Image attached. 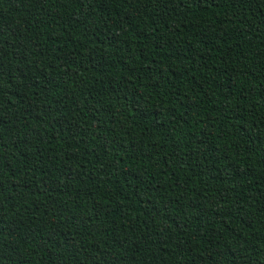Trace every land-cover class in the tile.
I'll return each instance as SVG.
<instances>
[{
	"label": "trees",
	"instance_id": "16d2710c",
	"mask_svg": "<svg viewBox=\"0 0 264 264\" xmlns=\"http://www.w3.org/2000/svg\"><path fill=\"white\" fill-rule=\"evenodd\" d=\"M0 264H264V0H0Z\"/></svg>",
	"mask_w": 264,
	"mask_h": 264
}]
</instances>
